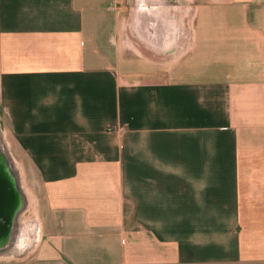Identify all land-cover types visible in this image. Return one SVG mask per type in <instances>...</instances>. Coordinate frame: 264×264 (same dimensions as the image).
<instances>
[{
  "label": "crops",
  "instance_id": "0c3cea01",
  "mask_svg": "<svg viewBox=\"0 0 264 264\" xmlns=\"http://www.w3.org/2000/svg\"><path fill=\"white\" fill-rule=\"evenodd\" d=\"M186 1L160 62L130 0H0V123L48 188L26 264H264V0Z\"/></svg>",
  "mask_w": 264,
  "mask_h": 264
},
{
  "label": "rangeland",
  "instance_id": "374dc122",
  "mask_svg": "<svg viewBox=\"0 0 264 264\" xmlns=\"http://www.w3.org/2000/svg\"><path fill=\"white\" fill-rule=\"evenodd\" d=\"M160 1V3L168 4L170 6H173V13L169 12L167 13L169 15V18L166 16V14H163L166 18L164 19H170L174 22L176 21V26L178 27L180 32V38L185 39V42L183 44L182 50L176 53L177 49L179 48L181 44V40L177 43V45L174 46L172 50L166 51L162 50L161 48H155L154 54L158 55L160 59V62H165L168 59H172V55H175L176 57L182 56L186 50L191 46L192 42L194 41V28H195V19H194V11L191 9V6L186 0H156ZM129 14L128 18L123 19V25L124 28L126 27L131 32L132 40L130 42H126V44L130 43L131 45L135 42L134 40H143L146 43L147 39H144L140 34L141 29H137V23L138 21L135 19L136 16V5L134 0H130L129 4ZM145 20V19H144ZM143 20V21H144ZM151 21V20H150ZM150 21H144L148 24ZM165 21V20H164ZM168 21V22H169ZM130 39V37H128ZM139 44L141 42L139 41ZM148 44V43H147ZM129 46V45H127ZM149 46V45H148ZM159 62V63H160ZM5 134L7 135V138L9 142L12 145V152L18 162L20 163L24 176L27 182L28 190L30 193V206L27 209L25 213L21 216V221L24 224V226L27 229V235L30 239V245L28 249L21 255H17L10 258H5L0 260V264H26L30 259H32L38 250H40V247L38 245L43 244L45 242V236H44V221L48 217V213L46 212L47 208L46 203L48 200V188L46 186V182L40 173V170L38 169L37 165L30 162V159L25 156V154L19 152L14 146V138L13 133H10L6 129L5 125ZM47 197V198H46ZM40 225V231L37 229V226ZM41 236V238H40ZM40 238V241L37 242V239ZM38 243L34 245V243Z\"/></svg>",
  "mask_w": 264,
  "mask_h": 264
},
{
  "label": "water",
  "instance_id": "95a60500",
  "mask_svg": "<svg viewBox=\"0 0 264 264\" xmlns=\"http://www.w3.org/2000/svg\"><path fill=\"white\" fill-rule=\"evenodd\" d=\"M162 10L167 17L174 11L173 6ZM25 184L23 169L0 123V260L21 255L30 245L21 221L31 202Z\"/></svg>",
  "mask_w": 264,
  "mask_h": 264
},
{
  "label": "flooded vegetation",
  "instance_id": "af4514ba",
  "mask_svg": "<svg viewBox=\"0 0 264 264\" xmlns=\"http://www.w3.org/2000/svg\"><path fill=\"white\" fill-rule=\"evenodd\" d=\"M159 2L156 0H135L136 13L134 16H136L135 19L138 21L135 26H137V29H141L139 35L147 39L146 43L143 40H139L144 47L151 49L159 47L162 50L169 51L177 45L179 40H182L180 38L181 30L175 25L176 21L164 19L166 17L161 13L162 9H166L170 5L159 4ZM143 20L151 21L148 24Z\"/></svg>",
  "mask_w": 264,
  "mask_h": 264
},
{
  "label": "bare ground",
  "instance_id": "6f19581e",
  "mask_svg": "<svg viewBox=\"0 0 264 264\" xmlns=\"http://www.w3.org/2000/svg\"><path fill=\"white\" fill-rule=\"evenodd\" d=\"M184 42H185V39L183 38V39L181 40V44H180L179 48L177 49L176 53L179 52L180 50H182ZM25 185H26L27 192L29 193L28 186H27V182H26ZM29 195H30V193H29ZM40 228H41L40 225L37 226V229H39V231H40ZM40 238H41V236H40ZM40 238L37 239V242L40 241ZM36 244H38V243H36V241H35L34 245H36Z\"/></svg>",
  "mask_w": 264,
  "mask_h": 264
}]
</instances>
